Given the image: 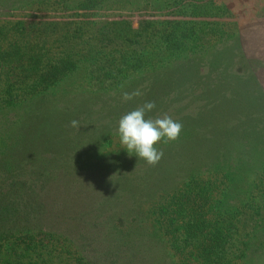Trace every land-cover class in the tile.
I'll use <instances>...</instances> for the list:
<instances>
[{"label":"trees","instance_id":"1","mask_svg":"<svg viewBox=\"0 0 264 264\" xmlns=\"http://www.w3.org/2000/svg\"><path fill=\"white\" fill-rule=\"evenodd\" d=\"M50 1L0 0V14ZM57 1L64 9L76 11L102 8L108 2L118 5L136 2ZM175 1L172 0L171 4ZM109 26L113 24L92 27V42L84 41L83 38L87 37H82L83 34L77 35L80 46L72 53L62 50L55 61L58 64L55 70L44 68L49 65L48 52L36 51L35 55L42 59L37 63L33 60L36 65L33 73L37 74L39 84L31 86L34 87L31 95L46 94L47 98L31 97L25 101L22 108L25 107L26 117L15 127L7 124L6 113L17 103L0 95V133H4V141L7 139L5 147L0 150V264H28L30 254L41 256L43 252L52 261L56 260L53 264H138L159 249L165 254L160 260H168L171 264L256 263L259 257H263L260 255H264V251L254 237L263 233L264 228L253 229L251 234L243 236L245 240H239L236 247L228 248L227 230L222 227V219L210 222L205 214L208 200L204 187H201L203 178L199 174L220 160L225 161L226 156L236 151L235 146H241L238 140L241 133L236 131L239 128L237 114L250 113V107L244 100L250 105L255 102L261 105V102L234 86L229 91L232 92V100L226 102L225 111L220 113V105H224L225 98L217 93H222L223 86L219 82H209L200 91L205 104L196 114L176 120L183 125L179 138L156 145L163 151V156L155 166L147 165L135 155L129 156L124 148L103 152L105 145L109 144L110 128L117 126L110 127L109 118L114 117L113 113L121 117L139 106L135 104L137 100L132 99L145 98L143 94L151 88L145 82L141 83L143 80L151 76L159 81L169 74L172 77L169 83L176 93L185 89L191 91L192 83L199 81L197 64L200 66L201 59L208 71L214 73L213 68L221 66L215 58H221L222 54L212 53L199 59L193 54L187 56L181 53L174 63H163L162 70L165 71L159 72L156 68L148 74L137 69V73L129 74L132 70L126 69L128 73L119 71L113 74L123 63L112 60L110 56L109 60L104 59L103 54L110 52L98 39L103 36L105 44L111 46L109 48H118L126 57L132 53L129 49L116 46L117 37H104L109 34L104 27ZM67 31L52 29V34L60 35H55L59 40L58 46L68 41L63 37ZM141 32L137 31L136 35L139 36L137 57H143L141 50L157 46L156 43L164 41L165 36L164 30L146 38ZM226 55L228 57V52L224 51ZM107 62L110 63L107 68L112 70H101V77L110 81L93 85L85 79H92L91 65L99 67V63ZM82 77L88 84L86 89L77 84ZM220 77L219 73L215 76ZM229 80L230 77L226 81ZM184 82L190 86H184ZM134 91H139L141 95L123 100V93ZM16 98L19 105L23 103L22 98ZM210 103H213V109L206 110L205 106ZM43 111H48L49 119H41L45 117L40 114ZM153 112L146 118H154L151 116ZM227 113L235 121L232 125L226 123ZM29 117L31 123L41 121L31 126V135L24 137L21 133L12 136L14 128L28 124ZM73 119L79 121V129L69 127ZM2 128L8 129L3 132ZM11 141H22L23 147L13 151L9 147ZM138 166L140 169L135 170ZM92 174L101 180L98 185L102 196L97 201H89L85 197L75 199L76 186H80L78 178L91 179ZM186 175H193L194 179H188L187 186L180 190L176 182L185 179ZM148 203L151 206L144 210V205ZM151 213L160 220L155 221L157 226L151 220ZM233 219L232 215L223 218L225 222H232ZM160 243L165 244L162 247ZM56 247L59 254L55 257L53 251ZM60 255L64 256V260L58 258Z\"/></svg>","mask_w":264,"mask_h":264},{"label":"rangeland","instance_id":"2","mask_svg":"<svg viewBox=\"0 0 264 264\" xmlns=\"http://www.w3.org/2000/svg\"><path fill=\"white\" fill-rule=\"evenodd\" d=\"M134 1L136 2L119 3V5L108 2L103 6L104 8L76 11L64 9L61 4H58L59 1L52 0L39 4L34 3L32 8L16 9L0 14V95L7 101L13 99L17 103L14 109H7L6 122L15 127L20 120L26 117V110L25 107L22 108V105L31 97L32 99L47 98L46 94L31 95V90L34 88L31 86L39 84L37 74L33 73L36 68L33 60L37 63L42 59L35 55L36 51L46 50L50 61L49 65H45L44 68L55 70L57 69L55 66L58 65L55 61L60 52L62 50L70 53L76 51L80 46L77 35L83 34L82 37H87V39L83 38L84 41L92 42L93 28L98 26L112 23L113 26L104 27L109 33L104 37H117L116 46L124 50L129 49L132 53L131 56L126 57L124 53L118 51V48L116 50L109 48L111 46L105 44L103 36L98 39L100 44L105 46L104 49L110 52L103 54L104 59L109 60L110 56L112 60L123 63L118 70H114L113 74L119 71L126 72V69L132 70L129 74L137 73L138 71H135L137 69H141L139 72L144 71L148 74L156 68L159 72L165 71L162 70L163 63L172 61L174 63L181 53L187 56L193 54L199 59L203 55L222 53L221 58H215L221 66H215L214 73L208 71L206 63L202 62L203 58L201 59L200 66L197 64L199 81L192 83L191 91L185 89L176 93L169 83L171 81L169 79H172L169 74L159 81L153 80L150 76L141 82L151 86L149 92L145 91L143 94L145 98L132 100H137L135 104L139 106L146 101H153L156 107L152 110L154 111L152 117L156 118L166 114L173 120H180L183 116L198 112L200 106L205 104L204 95H201L200 91L209 82H219L223 86L222 93H217L225 98L224 105H220V113L222 110L225 111L226 102L232 100L230 97L232 92L229 91L234 86L238 87L241 92L249 93L254 100L257 98L261 102V105L256 102L250 105L244 100V103L250 107V113L237 114L239 128L236 131L241 133L238 139L241 146H235L236 151L226 156L225 161L222 162V159L199 174L203 178L201 187H204V194L208 200L205 214L208 215H206L208 219H211L210 222L222 219V227L227 230L225 233L228 235L226 245L233 249L240 239L245 240L244 235L251 234L253 229L264 228V108H262L264 103V0H176L174 4H171L172 0ZM156 5L158 7H155ZM55 28L69 30L63 34L64 39L68 41L60 46L57 43L59 40L55 38V35H60L51 33ZM163 30L165 31L164 41L156 43L157 46L141 50L143 57H137L139 50L137 31L145 33L143 38H146ZM224 51L228 52V57L224 56ZM109 64L108 62L99 63V67L96 64L91 65L92 79H85L93 85L110 81L109 78L102 80L101 77V70H112L107 68ZM61 65L64 66V63ZM217 73L221 75L219 79L215 78ZM228 77L230 80L227 82ZM85 79L82 77L77 84L83 85L86 89L88 84ZM230 82L233 83L230 84ZM186 83L184 82V86H190ZM74 91L76 92L75 87ZM150 93L153 94L150 95ZM16 97L19 100L22 98L23 103L19 105ZM215 102L219 103V100ZM212 104H207L206 110L212 108ZM181 108L184 110L178 112L177 110ZM216 108L219 107L216 106ZM243 112L246 111L243 110ZM149 113H146V117ZM40 114L45 116L41 119H49L48 111ZM228 114L226 123L232 125L235 121ZM113 116L108 120L110 127L117 125L120 118L118 113H113ZM40 122L31 123L29 117L28 124L14 128L12 136L23 133L24 137H27L31 135V126L34 127ZM117 126L114 129L110 128L112 132L108 136L109 144L105 145L103 152L110 150L116 152L123 149L117 134ZM2 129L4 132L8 128ZM4 139V133H0V150L7 143V139L5 141ZM9 147L13 151L21 149L22 141L18 143L11 141ZM129 159L134 161L132 157ZM137 169L140 167H136L135 170ZM134 175L138 177L135 171ZM193 175L189 177L186 175L185 179L176 182L180 190L183 186H187L188 179H194ZM95 177L92 174L91 179L78 178L80 186H76L77 191L73 197L77 200L85 197L89 201H97L103 192L98 185L101 180ZM150 206V203L145 204L143 209L148 210ZM228 215L234 218L232 222L223 220ZM151 220L156 226L157 222H160L153 213H151ZM254 238L256 242L262 244L261 249L264 251V231L256 234ZM163 244L160 243L162 247ZM58 252L59 248L56 247L53 255L56 257ZM260 256L263 257H259L254 264H264V255ZM161 257H165V254L159 249L151 256L140 260L142 263L138 264H171L168 260H160ZM58 258L64 260L63 255ZM27 261L28 264L56 262V260L52 261L45 252L41 256L35 253L30 254Z\"/></svg>","mask_w":264,"mask_h":264},{"label":"clouds","instance_id":"3","mask_svg":"<svg viewBox=\"0 0 264 264\" xmlns=\"http://www.w3.org/2000/svg\"><path fill=\"white\" fill-rule=\"evenodd\" d=\"M141 95L139 91L123 93V100L128 101ZM156 107L155 102L146 101L143 105L123 114L117 122V134L129 156L135 155L149 166H155L162 158L163 151L156 145L168 143L179 138L183 125L168 115L146 118V113ZM69 127L79 129L78 120H71Z\"/></svg>","mask_w":264,"mask_h":264}]
</instances>
